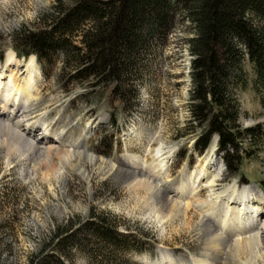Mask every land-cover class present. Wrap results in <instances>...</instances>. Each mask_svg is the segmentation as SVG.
Wrapping results in <instances>:
<instances>
[{
  "label": "rangeland",
  "instance_id": "rangeland-1",
  "mask_svg": "<svg viewBox=\"0 0 264 264\" xmlns=\"http://www.w3.org/2000/svg\"><path fill=\"white\" fill-rule=\"evenodd\" d=\"M70 3L0 0V67L9 54L11 68L19 66V78L27 66H35L33 97L0 129V264H28L27 256L46 241L55 224L99 213L118 232L132 235L128 245L141 249L109 245L112 251L107 252L103 242L99 245L86 232L79 234V241L91 240L83 249L70 250L71 264H264V228L258 239L255 231L228 227L235 232L225 241L203 218L208 213L223 222L227 210L221 201L234 185L239 189L254 185L264 194V85L253 83L250 64L244 60L247 81L233 87L232 93L240 126L259 125L262 137L247 136L238 143L240 171L234 176L218 142L215 148L216 134L205 150L193 145L202 127L192 120L188 107L187 43L194 30L183 6L171 3L175 15L168 32L147 33L143 26L133 56L115 59L124 83L113 93L114 81L82 86L73 62L65 60L60 49L52 48L41 58L32 52L17 54L24 46L13 35L48 30L47 16ZM0 106L10 108L3 110L8 116L15 112L11 100ZM14 120L19 128L29 127L31 138H42L40 148H50L49 154L32 152L9 137L8 131L17 126ZM50 137H57L58 143ZM160 155L166 157L164 165L158 164ZM205 158L219 172L212 187L190 183ZM123 159L143 164L155 178H124ZM160 184L168 189L184 186L186 194L168 195L172 201L164 204L155 192ZM233 217L237 220L239 212Z\"/></svg>",
  "mask_w": 264,
  "mask_h": 264
},
{
  "label": "trees",
  "instance_id": "trees-1",
  "mask_svg": "<svg viewBox=\"0 0 264 264\" xmlns=\"http://www.w3.org/2000/svg\"><path fill=\"white\" fill-rule=\"evenodd\" d=\"M174 2L183 6L194 30L187 43L191 55L188 107L192 120L202 127L194 145L202 151L216 134L226 168L234 174L240 165L235 155L238 143L247 136L262 137L259 125L240 126L232 88L247 81L244 60L253 71V83L264 85V0H71L69 7L59 6L47 16L48 30L13 35L24 46L17 54L32 52L41 58L52 48L60 49L65 60L73 62L74 75L82 86L114 81V93L124 83L115 59L133 56L143 26L147 33L168 32ZM86 232L99 245L103 242L101 247L107 252L112 251L109 245L118 250L141 249L128 245L132 235L121 234L99 213L79 222L67 218L55 224L46 241L27 256L28 264H71L70 250L83 249L91 240L79 241Z\"/></svg>",
  "mask_w": 264,
  "mask_h": 264
},
{
  "label": "bare ground",
  "instance_id": "bare-ground-1",
  "mask_svg": "<svg viewBox=\"0 0 264 264\" xmlns=\"http://www.w3.org/2000/svg\"><path fill=\"white\" fill-rule=\"evenodd\" d=\"M12 62V54H9L5 66L3 65L4 67H6L5 71H0V102H8L10 100L13 101L15 112L8 116V114H4L3 110L8 112L10 111V108L0 106V129H3V126L7 125V123L5 122H10L11 120L15 119L16 115H19L23 107V102H26L28 99L33 97L32 87L34 84L35 66L33 64L27 66L25 69L26 74L22 78H19V66L16 63L15 68H11ZM3 66L0 67V70L3 68ZM13 122L17 126L13 131H8V134L10 135L9 137H11L12 139H16V141L18 140L17 142H19L21 146L29 149L32 152L45 151V154H49L50 148H40L43 147V142H40L42 138H31V130L29 129V127L19 128L17 120H14ZM27 134H29V137H25V135ZM50 140L52 141V143H58L57 137H50ZM158 158V164L164 165V163L166 162V157L160 155L158 156ZM120 165L123 168L122 174L124 178L128 179L136 176H146L152 179L155 178L154 175L151 174L148 169L145 168V166L141 163L133 164L132 161L123 159L121 160ZM213 165L214 163L211 159L207 160V158H205L199 169L193 172V175L190 178V183H196L199 185L204 182L208 187H212V185H214V182L216 181L217 176L219 175V172L217 171V169H214ZM82 175L84 176L83 173ZM145 185L148 186L147 184ZM184 188L185 187L183 186L179 187L178 189H168L163 184H160L159 188H156L155 192L157 197L162 200L164 204H169L172 200L167 196L178 195L177 197H183V195L186 194ZM221 203L227 210L223 222L219 223L213 216L209 215L208 213L205 214L203 218L207 221L205 225L211 227V229L213 228L212 230L215 229L219 236L225 239V241H230V237L232 236L231 233L235 232H231V229L234 228H244L249 231H255L256 237H258L257 234L259 235V233L263 231L264 219L262 220V217H264V194L258 187L254 185H243L239 189L236 187V185H234L232 187L231 194H229L227 197H224ZM237 212H239V217L236 220L233 216L234 214H237ZM228 227H231V229H229ZM199 264H205V262L200 261Z\"/></svg>",
  "mask_w": 264,
  "mask_h": 264
}]
</instances>
